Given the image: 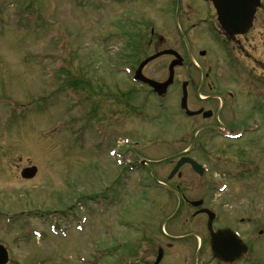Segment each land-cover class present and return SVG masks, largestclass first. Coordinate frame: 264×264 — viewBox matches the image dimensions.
Segmentation results:
<instances>
[{"label":"flooded vegetation","instance_id":"flooded-vegetation-1","mask_svg":"<svg viewBox=\"0 0 264 264\" xmlns=\"http://www.w3.org/2000/svg\"><path fill=\"white\" fill-rule=\"evenodd\" d=\"M116 1L125 7L117 17L123 21H115L110 38L116 61L132 67L134 74L148 56L161 51L182 57L163 98L148 87L136 86L158 102L162 116L152 112V120L161 119L158 123L167 125L171 115L188 120V126H154L158 133L154 132L150 145H164L159 139L169 131H175L173 139L180 132L182 144L186 140L187 144L164 159L143 155L148 150V134L138 133L139 126L131 123L129 112L134 107L141 110V117L148 108L133 105L126 86L109 93L113 122L101 123L100 108L94 106L90 126L97 160L93 169L101 175L99 181L107 182L96 194L110 199L106 211L118 226L108 231L102 250L97 243L93 260L107 264H264V219L256 214L255 205L259 183H264V41H260L264 1L259 0L261 7L247 31L237 35H228L217 23L212 0ZM173 61V56L160 57L145 65L141 75L162 83ZM183 83L187 108L196 113L191 116L179 109ZM171 96L176 100L173 112ZM116 116L122 117L119 122ZM85 125L89 124L81 123V133ZM131 131L143 144L131 138ZM111 151L120 163L117 168H102L101 156L109 159ZM183 158L190 163L172 175ZM165 161L167 171L151 172ZM261 191L264 194V188ZM215 247L222 252V261L214 256Z\"/></svg>","mask_w":264,"mask_h":264},{"label":"rangeland","instance_id":"rangeland-1","mask_svg":"<svg viewBox=\"0 0 264 264\" xmlns=\"http://www.w3.org/2000/svg\"><path fill=\"white\" fill-rule=\"evenodd\" d=\"M119 4L116 0H0V244L9 253L8 264H93L89 254L95 244L107 241L97 239H106L111 228L116 230L109 212L99 216L94 202L102 181L93 169L97 153L91 131L84 145L77 139L81 123L89 124L85 125L89 131L93 104L100 108L101 123L113 122L106 96L128 86L133 105L148 108L141 117L134 107L129 112L138 133L152 139L157 132L154 126H188V120L175 115L169 125L149 118L152 112L161 118L158 102L107 63L115 49L109 39L113 24L125 8ZM82 82H90V87L92 83L102 95L93 96L90 90L95 89ZM68 84L78 86L68 92ZM175 103L172 97V112ZM174 134L163 133L159 141L164 145L147 142L143 155L159 160L178 152L187 140L182 144L180 132L173 139ZM137 137L131 131V138ZM100 161L102 168H117L116 158L101 156ZM30 165L38 168V175L22 180V170ZM166 167L167 161L151 172ZM259 184L256 214L264 219L263 180ZM54 225L59 231L55 235L50 232Z\"/></svg>","mask_w":264,"mask_h":264},{"label":"water","instance_id":"water-1","mask_svg":"<svg viewBox=\"0 0 264 264\" xmlns=\"http://www.w3.org/2000/svg\"><path fill=\"white\" fill-rule=\"evenodd\" d=\"M216 11L218 13V20L221 24L222 28L230 35L234 34H240L245 33L247 31L250 21L255 13L256 8L259 7V1L258 0H212ZM164 55H171L175 57V61H173L169 65V77L166 82L164 83H156L153 81L146 80L145 78H142L141 76V70L142 67H144L147 63L151 62L152 60L164 56ZM181 58L178 56L177 53L173 51H163L158 53V55H154L146 59L140 67H138V71L136 72L135 79L137 81H141L147 85H149L150 88L154 90L155 93L159 95H164L166 93V90L173 82V68L176 65H179V61ZM183 97L181 100V110L186 112V115L191 116L194 115V113H191L187 111L186 106V84H183ZM186 161L183 159L178 165L175 167L173 172H176L178 168L182 165H184ZM37 169L35 167L25 169L22 172V177L24 179H32L36 174ZM215 239V238H213ZM216 242V239L215 241ZM216 245V243H213V246ZM214 255L218 257L219 259H222V252L220 251L219 247L214 248ZM8 262V254L5 250V247L0 245V264H7Z\"/></svg>","mask_w":264,"mask_h":264},{"label":"trees","instance_id":"trees-1","mask_svg":"<svg viewBox=\"0 0 264 264\" xmlns=\"http://www.w3.org/2000/svg\"><path fill=\"white\" fill-rule=\"evenodd\" d=\"M82 83H83V82H82ZM82 83H80L79 85L82 86ZM83 84H84V85L87 84V85L89 86V88L91 89V87H90V82H87V83L84 82ZM68 86H69L71 89L76 90L78 84H76L74 87L71 86L70 84H68Z\"/></svg>","mask_w":264,"mask_h":264}]
</instances>
